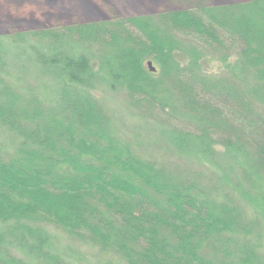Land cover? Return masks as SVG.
<instances>
[{
  "label": "trees",
  "instance_id": "16d2710c",
  "mask_svg": "<svg viewBox=\"0 0 264 264\" xmlns=\"http://www.w3.org/2000/svg\"><path fill=\"white\" fill-rule=\"evenodd\" d=\"M30 36L99 47L112 86L172 127L178 148L245 153L252 165L245 180L254 188L257 181L264 203V0ZM188 39L218 55L237 52L253 86L208 76ZM187 52L192 62L182 64L176 54ZM50 61L59 82L49 107L0 76V128L13 135L11 148L0 143V264H30L16 249L40 264H69L51 252L47 225L126 264H264L252 239L264 238L262 224L249 220L231 193L204 184L196 171L137 155L117 135L83 90L96 77L86 55L57 51ZM0 71L7 73L1 58Z\"/></svg>",
  "mask_w": 264,
  "mask_h": 264
},
{
  "label": "rangeland",
  "instance_id": "374dc122",
  "mask_svg": "<svg viewBox=\"0 0 264 264\" xmlns=\"http://www.w3.org/2000/svg\"><path fill=\"white\" fill-rule=\"evenodd\" d=\"M251 1L0 0V58L7 66V73L0 71V76L19 89L25 99L36 98L41 104L49 107L54 101L59 82L50 59L57 51L76 57L86 55L91 61L96 77L95 82H90L83 90L101 104L117 135L129 142L137 155L148 158L157 165L176 166L198 172L204 184L214 182L220 185L222 194L231 193L246 211L249 220L260 222L264 230L261 187L253 178L251 179L256 184L255 188L245 180L246 175H250L252 166L245 153H235L219 145L206 152L192 146L186 150L178 148L172 127L146 116L130 103L133 100L127 92L112 86L110 78L102 71V50L99 47L73 42L58 46L55 41H39L30 36L35 32L102 23L113 19H156L159 15L185 9L230 7ZM184 44L190 50L194 47L197 49L201 57L199 65L208 76L235 78L246 88L253 86V74L250 70L242 68L237 52L228 50L223 55H218L203 49L190 39L184 41ZM189 53L176 54L177 60L182 61V64H190L192 58ZM153 66L158 68L156 63H153ZM176 124L183 125L182 122ZM10 139L13 141V135L0 128V143L11 148ZM253 200L259 202L255 203ZM45 228L51 237V252L69 264H126L120 256L102 251L93 245L82 244L60 228L49 225ZM252 239L262 246L264 253V238L261 242L256 237ZM15 254L30 264H40L39 260L20 249H16Z\"/></svg>",
  "mask_w": 264,
  "mask_h": 264
},
{
  "label": "water",
  "instance_id": "95a60500",
  "mask_svg": "<svg viewBox=\"0 0 264 264\" xmlns=\"http://www.w3.org/2000/svg\"><path fill=\"white\" fill-rule=\"evenodd\" d=\"M148 68L151 72L155 73L156 72V68L153 66V63L152 62H149L148 63Z\"/></svg>",
  "mask_w": 264,
  "mask_h": 264
}]
</instances>
